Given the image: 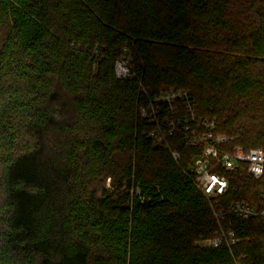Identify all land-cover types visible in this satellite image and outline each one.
<instances>
[{
  "label": "trees",
  "instance_id": "1",
  "mask_svg": "<svg viewBox=\"0 0 264 264\" xmlns=\"http://www.w3.org/2000/svg\"><path fill=\"white\" fill-rule=\"evenodd\" d=\"M238 1L0 0V264H264L261 218L197 244L219 228L185 172L199 150L155 147L140 116L144 90L176 86L264 149V0ZM226 177L223 205L264 208V176Z\"/></svg>",
  "mask_w": 264,
  "mask_h": 264
},
{
  "label": "built area",
  "instance_id": "2",
  "mask_svg": "<svg viewBox=\"0 0 264 264\" xmlns=\"http://www.w3.org/2000/svg\"><path fill=\"white\" fill-rule=\"evenodd\" d=\"M115 72L121 80L134 78V64L127 49L117 60ZM144 92L149 100L140 108V116L151 126L148 135L154 140V146L167 149L168 140L180 134L188 147L199 150L185 172L193 177L196 188L209 201L219 228L214 237L201 239L197 244L207 248L237 244L240 240L230 229L233 218L264 220V208L240 200L223 205L222 199L230 187L226 173L245 167L250 177L262 179L264 150L254 148L246 151L240 146H232L231 139L220 131L216 119L199 115L197 103L187 89L164 86L154 95ZM171 154L179 163L180 153L173 151Z\"/></svg>",
  "mask_w": 264,
  "mask_h": 264
},
{
  "label": "rangeland",
  "instance_id": "3",
  "mask_svg": "<svg viewBox=\"0 0 264 264\" xmlns=\"http://www.w3.org/2000/svg\"><path fill=\"white\" fill-rule=\"evenodd\" d=\"M236 1L238 2V4H237V2H236ZM233 5H234V6H236V5L238 6V5H240V3H239V1H238V0H233ZM263 150H264V149H263ZM106 184H107V186H109V184H110V179H109V180H107Z\"/></svg>",
  "mask_w": 264,
  "mask_h": 264
}]
</instances>
